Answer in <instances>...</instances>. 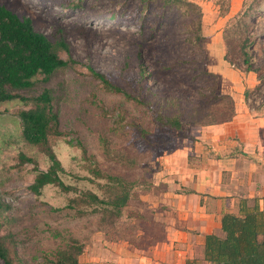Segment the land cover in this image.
<instances>
[{
    "label": "rangeland",
    "instance_id": "374dc122",
    "mask_svg": "<svg viewBox=\"0 0 264 264\" xmlns=\"http://www.w3.org/2000/svg\"><path fill=\"white\" fill-rule=\"evenodd\" d=\"M190 1L201 7L199 23L187 5L162 0H0L30 17L36 30L65 38L69 50L59 55L75 61L48 80L38 74L33 86L17 90L24 96L52 90L65 135L50 134L49 144L63 168L58 174L72 189L46 184L38 196L29 189L34 167L47 170L51 163L39 146L22 137L18 113L32 104L19 99L0 104V216L6 220L0 233L14 234L23 264H46L71 240L83 246L104 239L138 246L152 239L153 209L142 198L161 167V155L181 143L191 128L235 113V97L223 89L221 71L231 83L242 77L244 41L258 85L239 95L264 100V0ZM87 66L131 97L106 90ZM152 109L180 114L181 128L159 126ZM95 167L134 181L128 205L112 224H99L96 212L78 215L68 207L82 190L103 196L106 178L94 175Z\"/></svg>",
    "mask_w": 264,
    "mask_h": 264
},
{
    "label": "crops",
    "instance_id": "0c3cea01",
    "mask_svg": "<svg viewBox=\"0 0 264 264\" xmlns=\"http://www.w3.org/2000/svg\"><path fill=\"white\" fill-rule=\"evenodd\" d=\"M221 73L223 89L235 97V113L191 128L181 143L161 155V167L142 198L153 209L152 239L138 246L126 240L90 241L84 243L79 262L207 264L205 236L220 229L223 211L241 197L256 199L264 208V100L239 95L242 90L252 92L258 79L250 70L231 83L227 73Z\"/></svg>",
    "mask_w": 264,
    "mask_h": 264
},
{
    "label": "trees",
    "instance_id": "16d2710c",
    "mask_svg": "<svg viewBox=\"0 0 264 264\" xmlns=\"http://www.w3.org/2000/svg\"><path fill=\"white\" fill-rule=\"evenodd\" d=\"M162 2L185 4L194 12L197 23L201 21L202 10L196 2L190 0ZM245 42L240 46L242 63L245 65L243 70L253 71L251 56L245 50ZM60 50H69L65 38L59 36L53 39L36 30L30 17L20 16L0 3V104L13 99L31 102L30 108L22 109L18 113L22 121V137L27 143L39 146L51 161L47 170L34 167L36 173L29 189L37 196L41 194V189L46 184H56L63 190L72 189L70 185L64 184L58 174L63 168L49 144L50 134L61 136L65 133L59 127V112L50 88H43L39 94L31 96L19 94L17 90L33 86L34 78L38 74H42L43 79L48 80L56 70L75 63L71 57H61ZM87 69L106 90L121 92L125 97H131L106 75L90 66H87ZM133 98L140 104L149 105L142 99ZM152 111L153 120L159 126L175 130L181 128L183 122L180 114H163L156 109ZM68 143L73 142L69 139ZM76 144L82 146L80 140H76ZM104 150L108 151L106 146ZM82 151L84 154L85 148H82ZM25 159L32 161L31 158ZM91 172L98 177L106 178L107 189L103 196L91 190H82L68 207H73L78 215L87 211L96 212L100 214L99 224H112L128 205L133 195L134 181L104 172L97 167ZM220 221V229L205 236L203 259L207 264H264V208H260L256 199L239 198L233 208L222 212ZM5 222V218L0 216V226ZM82 250L83 244L71 240L65 248L58 249L52 259H45L46 264H79L78 256ZM0 260L2 264H23L16 249L14 234L9 230L4 234L0 233Z\"/></svg>",
    "mask_w": 264,
    "mask_h": 264
}]
</instances>
